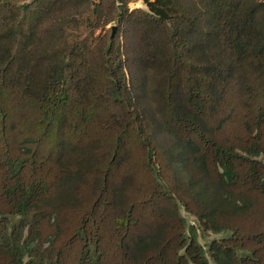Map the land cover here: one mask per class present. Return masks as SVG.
Returning a JSON list of instances; mask_svg holds the SVG:
<instances>
[{
	"label": "trees",
	"instance_id": "obj_1",
	"mask_svg": "<svg viewBox=\"0 0 264 264\" xmlns=\"http://www.w3.org/2000/svg\"><path fill=\"white\" fill-rule=\"evenodd\" d=\"M137 1L0 0V264H264V0Z\"/></svg>",
	"mask_w": 264,
	"mask_h": 264
},
{
	"label": "rangeland",
	"instance_id": "obj_2",
	"mask_svg": "<svg viewBox=\"0 0 264 264\" xmlns=\"http://www.w3.org/2000/svg\"><path fill=\"white\" fill-rule=\"evenodd\" d=\"M140 8H145V7H143V0H138L137 2H134L130 5L131 10L140 9ZM262 160H264V159H262ZM181 213H182V216L186 220L187 225L189 227H195L198 229L197 233H198L199 243L205 249L209 263L214 264L213 260L210 257V253H209V248H210L211 244L213 242H220L222 240L229 238L230 234H228V233L214 234L212 232L203 234L202 230H200V228H199L198 221L196 218H194L191 215H189L188 213H186L184 209H181Z\"/></svg>",
	"mask_w": 264,
	"mask_h": 264
},
{
	"label": "water",
	"instance_id": "obj_3",
	"mask_svg": "<svg viewBox=\"0 0 264 264\" xmlns=\"http://www.w3.org/2000/svg\"><path fill=\"white\" fill-rule=\"evenodd\" d=\"M92 1H94V2H98V1H100V0H92ZM119 9H120V11H124L125 10V7L124 6H119Z\"/></svg>",
	"mask_w": 264,
	"mask_h": 264
}]
</instances>
